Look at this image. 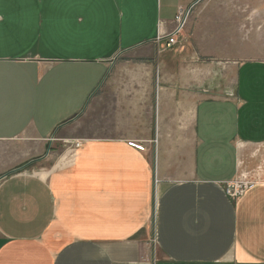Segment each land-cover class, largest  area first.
Here are the masks:
<instances>
[{"label":"crops","instance_id":"1","mask_svg":"<svg viewBox=\"0 0 264 264\" xmlns=\"http://www.w3.org/2000/svg\"><path fill=\"white\" fill-rule=\"evenodd\" d=\"M0 25V264H264V182L225 192L264 146V0H0Z\"/></svg>","mask_w":264,"mask_h":264},{"label":"built area","instance_id":"2","mask_svg":"<svg viewBox=\"0 0 264 264\" xmlns=\"http://www.w3.org/2000/svg\"><path fill=\"white\" fill-rule=\"evenodd\" d=\"M194 9L195 4L189 7L180 6L173 22L171 23V29L166 30L164 23H161L158 34L153 40V43L158 48L163 47L164 49H172L180 46L182 44L183 33L193 15ZM80 144V142L76 143L77 146H80ZM131 145H136L138 148L143 149V146L137 145L136 143H131ZM261 182H264V174L261 172L255 178H253L252 175H249L248 172L239 173L235 180L228 182L225 185V192L233 198H239L245 194L248 189Z\"/></svg>","mask_w":264,"mask_h":264},{"label":"rangeland","instance_id":"3","mask_svg":"<svg viewBox=\"0 0 264 264\" xmlns=\"http://www.w3.org/2000/svg\"><path fill=\"white\" fill-rule=\"evenodd\" d=\"M206 1H214V0H206ZM216 1H244V0H216ZM224 10V9H223ZM242 27H246V25L243 23L241 25ZM256 27H263V26H256ZM188 28V25H187ZM250 30V29H249ZM22 31V26H5V25H0V34H21ZM187 32V29H186ZM251 32V31H250ZM249 32V33H250ZM189 34V32H188ZM248 33L245 31V33H241L240 35L242 37H245ZM98 110V109H96ZM100 111L98 110V113ZM256 148L255 151L249 155V160L251 161L252 164L248 165V169L245 170L243 168V171H246L249 173V175H252L253 178H255L261 171H264V148ZM242 166H246L245 164H242ZM241 173L242 170H241Z\"/></svg>","mask_w":264,"mask_h":264}]
</instances>
